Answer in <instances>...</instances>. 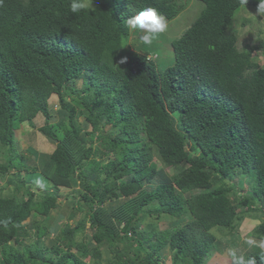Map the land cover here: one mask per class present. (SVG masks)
<instances>
[{"label":"trees","instance_id":"trees-1","mask_svg":"<svg viewBox=\"0 0 264 264\" xmlns=\"http://www.w3.org/2000/svg\"><path fill=\"white\" fill-rule=\"evenodd\" d=\"M189 1L87 0L72 13V0H0V264H161L165 247L173 264H204L219 245L209 231L231 235L244 219L260 221L256 243L238 249L264 264V68L253 55L264 41L237 48L242 0H195L204 6L171 40L170 67L122 52L129 16L153 7L168 23ZM38 115L55 148H28L26 162L16 131ZM75 186L79 219L51 241L61 188ZM164 216L173 222L160 230Z\"/></svg>","mask_w":264,"mask_h":264},{"label":"rangeland","instance_id":"rangeland-1","mask_svg":"<svg viewBox=\"0 0 264 264\" xmlns=\"http://www.w3.org/2000/svg\"><path fill=\"white\" fill-rule=\"evenodd\" d=\"M87 0L85 1V3ZM87 6H92V3L87 2ZM204 5L202 3L190 0L189 4L186 5L185 9L171 22H168V28L163 33L154 34L150 40L151 43L148 45H144L143 43V36L144 33L137 29L135 30L136 33L130 34L127 39V44L124 47V51L131 50L133 46V52L145 54L149 52V54H156L157 59L153 61L156 70H163L167 67H170L173 64V53L170 47L171 40H174L180 37L183 34V31L186 30L196 19L200 11L202 10ZM256 13V8H240L234 17L233 21V30L236 32L237 35V48L242 49L247 44L258 43V40L262 39L264 41V18L262 17H255L253 14ZM130 42L132 44H130ZM127 49V50H126ZM256 63L264 68V56L262 55H255ZM75 88L77 91H81L82 88V80H77ZM71 96H74V93H71ZM50 107L56 108L58 102L55 96H52L50 99ZM51 122H57L61 118L59 114H52L51 115ZM81 126L83 129L89 130V127L86 123L81 119L80 120ZM32 124L34 127L30 126L29 124H22L20 129L16 131L15 139L18 142L19 149H21L25 155L27 156L26 162L31 160L30 156L34 157L33 154H43V153H51L54 148L55 144L53 141L48 140L47 138L43 137L36 128L42 126L44 124V118L41 115H38L33 121ZM59 132V131H58ZM34 151L31 152L30 150ZM2 158V157H0ZM43 159V158H41ZM108 159V158H107ZM2 160V159H0ZM109 160H114L113 156H110ZM168 175L172 174V170L165 169ZM13 172V170H12ZM101 178L104 177L102 174ZM5 182H8V178L4 180L0 179V186H4ZM40 187H44L41 181L38 182ZM241 186L246 189L247 186L244 185L242 181ZM61 196L59 198V202L61 201L60 209H57V212H53L51 218L55 219L54 222L50 225V240L52 241L55 237V234L58 233L60 228L64 224H71L74 225L75 222L79 219L80 214L73 218L72 220L69 219L70 212L73 208V204L78 199L75 190L78 189V186H75L71 189L68 188H61ZM239 190V189H238ZM240 191V190H239ZM240 193H242L240 191ZM118 200L111 203L106 202L104 207H112L115 208ZM154 207V206H153ZM155 212V208L152 209ZM58 213V214H57ZM57 214V215H56ZM31 222H37L36 224L41 225L42 221L39 217L35 216ZM260 220H264V217ZM151 220H148V222ZM189 221V218H185L179 223V226L174 227L178 229L181 225L185 224ZM27 222V221H26ZM173 222L171 219H168L167 216L157 222L159 224L160 230L167 229L170 226V223ZM260 221H251L250 219H244L240 224L236 231H234L231 235H228L226 231H220L216 228L211 229L209 232L215 238V240L219 243L217 247V252L212 253L205 261L204 264H233L232 258L229 255L230 250H235L237 255L245 256L248 252L243 250L242 253L239 251V246H241V242L247 241V239L252 238L254 228L259 224ZM149 224L155 225V223H144V227L147 230V226ZM88 225V224H87ZM87 226L86 234H91L90 230ZM35 230V228H33ZM36 231V230H35ZM33 234V231L31 232ZM150 235V234H149ZM79 239V238H77ZM264 251V248H262ZM248 250V249H247ZM221 251V252H220ZM86 262L88 259L85 260ZM159 263L161 264H173L174 263V253L170 250L169 247H165L163 252L161 253L159 259ZM104 264V263H103Z\"/></svg>","mask_w":264,"mask_h":264},{"label":"clouds","instance_id":"clouds-1","mask_svg":"<svg viewBox=\"0 0 264 264\" xmlns=\"http://www.w3.org/2000/svg\"><path fill=\"white\" fill-rule=\"evenodd\" d=\"M247 3L248 0H242L241 7H244ZM85 7H86L85 0H72V3L70 4V10L72 13H78L79 11L85 9ZM253 16L254 18L258 16L264 18V0H258L256 13L253 14ZM125 24L130 31L139 29L144 33V37H143L144 45H148L151 43V40L149 38L150 36L158 33H163L168 28V24L165 21V18L162 15L158 14L157 10L153 7L144 8L143 10L138 11L135 15L129 16L126 19ZM244 47H246V45ZM131 50L132 52L127 51V53H134L140 56H145V58L150 61H154L155 59H157L156 54H149V52L145 54L135 53L133 52L134 50L133 47L131 48ZM254 54L257 55L256 53ZM125 61L126 58L119 61V63H124ZM49 110L51 111V115H52L54 114L53 112L57 110V106L56 108H51L49 103ZM246 243L249 246H252L256 243V241L253 238H249L247 239ZM259 246L261 248H264V241H261ZM229 255L232 258L233 264H256L255 258L246 259L245 256L243 255H237L235 250H230Z\"/></svg>","mask_w":264,"mask_h":264},{"label":"crops","instance_id":"crops-1","mask_svg":"<svg viewBox=\"0 0 264 264\" xmlns=\"http://www.w3.org/2000/svg\"><path fill=\"white\" fill-rule=\"evenodd\" d=\"M131 32H132V34H134V33H136V31L135 30H133V31H130V34H131ZM130 44H132L131 42H130ZM133 47V46H132ZM243 49V48H242ZM130 50V49H129ZM239 50H241V49H239Z\"/></svg>","mask_w":264,"mask_h":264},{"label":"bare ground","instance_id":"bare-ground-1","mask_svg":"<svg viewBox=\"0 0 264 264\" xmlns=\"http://www.w3.org/2000/svg\"><path fill=\"white\" fill-rule=\"evenodd\" d=\"M127 50V49H126ZM128 52H132V50H127Z\"/></svg>","mask_w":264,"mask_h":264},{"label":"water","instance_id":"water-1","mask_svg":"<svg viewBox=\"0 0 264 264\" xmlns=\"http://www.w3.org/2000/svg\"><path fill=\"white\" fill-rule=\"evenodd\" d=\"M153 36V35H152ZM152 36H150L149 38H151ZM144 37V36H143Z\"/></svg>","mask_w":264,"mask_h":264}]
</instances>
